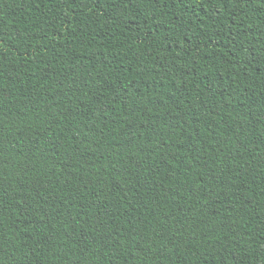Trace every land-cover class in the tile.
Here are the masks:
<instances>
[{
  "label": "trees",
  "instance_id": "obj_1",
  "mask_svg": "<svg viewBox=\"0 0 264 264\" xmlns=\"http://www.w3.org/2000/svg\"><path fill=\"white\" fill-rule=\"evenodd\" d=\"M0 264H264V0H0Z\"/></svg>",
  "mask_w": 264,
  "mask_h": 264
}]
</instances>
